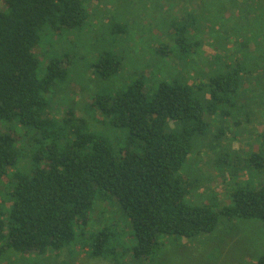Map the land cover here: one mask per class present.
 <instances>
[{
    "label": "trees",
    "instance_id": "trees-1",
    "mask_svg": "<svg viewBox=\"0 0 264 264\" xmlns=\"http://www.w3.org/2000/svg\"><path fill=\"white\" fill-rule=\"evenodd\" d=\"M99 2L0 0L5 7L0 9V255L43 258L70 247L75 253V246L86 241L92 258L131 256L146 263L163 238L209 236L221 218L264 222V184L234 183L229 205L221 208L212 190L201 201H189L191 191L205 181L201 168L191 182L184 178L190 159L222 139L217 118L229 119L232 112L220 108L234 107L233 98L255 79L261 56H251L250 41L246 33L239 35V26L241 18L247 27L254 22V28L264 21V11L255 10L264 0L251 8L238 0H198L193 12L183 7L193 0L178 1L180 19L171 24V47L177 48V60L185 58L190 73L175 72L177 77L159 83L151 96L140 79L126 90L101 92L85 110L102 131L91 129L70 108L59 109L60 117L52 114L53 99L65 94L60 86L67 84L72 60L48 56L52 40L84 29L97 15L91 6ZM200 34L224 52L225 57H210L222 58L220 68L203 59L204 65L186 62L188 55L203 53ZM121 66L117 55L104 53L91 69L109 79ZM187 79L188 84L182 82ZM262 140L258 153L242 165L250 176L264 172ZM226 160L223 155L220 162ZM239 166L224 167L235 175ZM107 202H114L118 218L128 221L131 240L120 220L102 218L104 223L97 224L93 219L95 206L101 209ZM255 264H264V253Z\"/></svg>",
    "mask_w": 264,
    "mask_h": 264
},
{
    "label": "rangeland",
    "instance_id": "rangeland-1",
    "mask_svg": "<svg viewBox=\"0 0 264 264\" xmlns=\"http://www.w3.org/2000/svg\"><path fill=\"white\" fill-rule=\"evenodd\" d=\"M178 1L180 0H100L98 4L91 6V14L97 15L87 19L84 29L70 31L60 41L57 35L56 42L52 40L48 47V56L66 58L72 62L69 63L67 84L60 86L65 94L59 93L53 99L52 114L60 117L62 112L59 109L70 108L77 117L86 119L91 129L102 131L104 128L94 123L91 113L85 110V106L90 105L101 92L126 90L131 82L140 79L148 87L151 96L159 83L177 77L175 72L184 68L186 73H190L191 69L186 68L183 63L185 58L180 56L177 60V48L171 47L174 46V38L170 31L175 29L171 24L180 19V13L177 12ZM197 1L193 0L183 7L187 8L188 12H193L196 10ZM258 2L259 0H238V5L251 8ZM258 7L255 8L258 14L264 11V5L260 6V9ZM4 8L0 3V9ZM254 15L255 13H252V17ZM242 19L239 35L247 34L246 37L250 41L247 49L250 47L251 56H254V59L258 55L264 57V33L260 35L264 32V21L256 25V30L253 27L254 22L247 27L246 21ZM205 20L208 21L207 16ZM205 20L203 19L202 23ZM202 23L196 27L201 28ZM201 38L200 48L203 53L188 55L186 62L191 60L192 66L195 61H201L202 65L213 61V66L220 68L222 58L214 61L210 57H225L224 52L212 47L211 37L201 35ZM233 40L232 37V44H225L227 49L232 48ZM238 41L241 42L240 39ZM104 53H113L121 59L120 72L113 78L101 79L91 69ZM261 57L256 59L260 65L258 71L253 72L255 79L247 86V90L233 98L234 107L225 105L220 108L232 112L229 119L222 121L217 118L216 127L224 132L222 139L217 141L218 143H212L214 148L210 146L200 150V155L195 160L192 157L184 167V178L188 182L197 176L198 168H201V174L205 177L201 187L191 191L188 199L192 203L205 199L206 191L212 190L222 208L230 203L229 192L232 191L234 183L264 184V172L254 177L242 167L252 153H258L264 139V59ZM228 58L232 59L231 56ZM175 65L177 67L174 71ZM188 81L182 80L186 84ZM117 135L124 137L120 133ZM223 155L227 156L226 162H220ZM238 162L241 165L239 170H236L238 174L234 175L235 170L230 171V167L225 171L226 163L237 165ZM95 208L93 219L97 224L104 223L102 218L116 223L120 220V227L126 230L123 235L131 240L128 221L118 218L119 213L114 202L105 203L101 209L99 205ZM219 221V226L209 236L202 235L193 240L163 238L160 240L162 246L158 249L159 252L156 250L151 256V262L146 263L133 260L128 255L127 258L116 261L92 258L89 244L83 241L75 246V253L70 252L73 247L60 253H49L43 258L9 253L3 257L0 255V264H255L259 255L264 253V222L236 218H221ZM86 230L90 231L91 228Z\"/></svg>",
    "mask_w": 264,
    "mask_h": 264
}]
</instances>
